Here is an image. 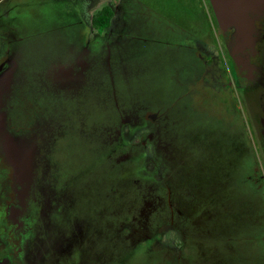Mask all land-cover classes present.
<instances>
[{"label": "flooded vegetation", "instance_id": "1", "mask_svg": "<svg viewBox=\"0 0 264 264\" xmlns=\"http://www.w3.org/2000/svg\"><path fill=\"white\" fill-rule=\"evenodd\" d=\"M51 1L57 4L71 2L77 8L72 22V44L60 50L66 54L62 57L67 59L65 61L50 60L45 63L46 55L35 52L40 57V65L32 66L27 63L18 66L20 78L15 98L6 109L8 126L15 134L33 138L40 153L35 160L32 183L25 194L18 193L13 169L0 155V264H111L114 260L111 246L117 240L127 246L129 251L139 250L145 255L149 253L150 245L155 240L154 245H160L161 248L165 246L162 244V240L166 238L164 231L152 240L147 235L146 228L135 217L129 224H116L111 217L103 218L105 212L113 211L114 208L116 210L122 199L118 203L114 191L105 197L90 196L82 189L68 186L65 182H70L69 178L60 172V167L55 166L61 160L48 159L51 143L62 138V134L56 131L58 126L54 121V113H57L54 101L65 103L78 98L88 90L89 79L95 81L98 76L103 77L104 73L112 83L128 79L129 74L124 67L126 65L112 60L115 59L114 52H120L122 43L133 37L138 42L170 46L174 47V51L184 53L181 60L183 71H179L183 80L178 82L177 102L179 101L183 113H190L195 127L203 126V129L208 130V145L197 149L202 154L201 160L206 162L198 168L191 166L185 169V158L176 153L182 173V180L179 178L177 185L184 184L192 196H195L187 199L180 190L177 193L179 195L173 194L176 186L168 183L167 172H163L165 166L162 165V160L165 162L169 159L170 152L167 151L164 126L158 122V111H153L147 105L136 116L124 112V117L115 125L116 136H120L121 142L119 150L138 147L145 151L141 161L158 162L157 169L144 175L158 185V199L161 202L155 200L149 204L142 209L139 217L143 219V224L150 218L157 230L164 226L170 227L177 236L172 241V250L176 251L178 264H190L193 258L190 253L192 235L197 237L195 243H202L203 238L200 240L199 236H209V230L227 235L231 220L226 202L231 187L232 190L238 189L242 200L246 199L247 172L255 188L254 191H249L248 199L255 198L262 205L264 14L255 21L254 46L231 56L232 33L223 32L216 27L212 10L209 9L210 19L203 12L202 6L200 11L205 22L204 32L209 36V41L193 37L189 39L187 34L172 31L161 34L158 32L152 37L129 34L127 28L132 25L129 11L134 3L139 4V0H121L117 4L103 7L102 9L108 8V12L103 15L102 23L95 19L96 13L102 9L89 13L91 0H31L29 5L18 4L15 7L8 5L7 0H0V66L11 57L22 56V60L25 59L24 50L18 45L20 34L16 27L21 26V20L26 15L32 17L35 6ZM195 1L198 3L199 0ZM207 18L209 22L206 23ZM214 30L218 32L215 35ZM186 40L192 44H184ZM104 61L108 64L106 69L101 65ZM59 71L68 73L69 79L60 83L57 79ZM185 90L187 95L183 92ZM164 109L160 107V110ZM193 132L198 134V131ZM194 138L198 139L196 136ZM136 139L137 144L131 143ZM175 140L180 149L186 146L183 140ZM127 159L128 154L125 153V156L113 160V163L120 166L122 163L126 164ZM234 178L236 180L232 185L231 179ZM171 199L175 201L174 204H171ZM197 199L201 203L203 200L209 201L207 206L200 205L201 212H198ZM108 201H111L110 206ZM141 202L143 203L142 200L139 201L138 206ZM220 203L227 209H222ZM163 211H167V215ZM213 217H216L215 220ZM222 220L223 225L220 226L218 222ZM204 223L209 227H202Z\"/></svg>", "mask_w": 264, "mask_h": 264}, {"label": "rangeland", "instance_id": "2", "mask_svg": "<svg viewBox=\"0 0 264 264\" xmlns=\"http://www.w3.org/2000/svg\"><path fill=\"white\" fill-rule=\"evenodd\" d=\"M30 1L7 0V4L15 7L18 4L29 5ZM120 1L91 0L89 13ZM138 3H134L129 11L128 16L132 22L127 28L129 34L152 37L158 32L161 34L172 31L176 34H187L190 36L189 39L193 37V39L209 41V36L204 32L205 22L200 11V6H203V12H206L211 19L205 0L203 5H198L195 0H139ZM74 6L71 2L57 4L51 1L42 6H35L32 17L25 14L21 26L16 27L20 34L18 45L25 53V61L22 64L40 65V57L35 52H43L46 55L45 63L50 60L54 62L67 60L62 58L66 54L61 53L60 50L72 44L70 38L73 31V15L77 10ZM207 22H209L208 18ZM216 33L218 32L214 30L213 34ZM187 43L192 44L188 40L184 41V44ZM113 56L115 59L112 61L117 60L126 65L124 67L129 74L128 79L116 80L112 83L104 73L102 75L104 78L98 76L95 81L89 79L88 90L78 98L70 99L65 103L54 101L53 106L57 112L54 113V121L58 126L54 129L62 134V138L51 143L48 159L61 160L60 164L55 163V166L60 167V172L69 178L70 182H65L68 186L82 189L90 196L105 197L114 191L118 203L122 199L121 205L116 210L114 208L113 211L105 212L103 218L111 217L115 219L116 224H129L135 217L141 226L146 228V233L152 240L164 231L166 238L162 240V244L165 246L161 248L160 245H154L155 240L150 245L149 253L146 254L148 257L139 250L129 251L127 246L117 240L118 242L111 246L114 253L111 264H178L175 258L176 251L172 250V241L176 240L177 236L171 228L164 226L157 230L150 218L143 224V219L139 217L142 215V209L159 200L158 185L144 175L156 168L158 162L141 161L144 159L145 151L139 150L138 147L119 150L121 142H119L120 136H116L115 125L124 117V112L136 116L147 105H150L153 111H158L160 115L158 122L164 126L167 151L170 152L169 159L165 162L162 160L164 162L162 165L165 166L163 172H167L168 183L176 186L173 194L179 195L177 193L180 190L187 199L195 197L184 184L177 185L179 178L182 180V173L180 161L176 160V156L179 153L185 158V169L191 166L198 168L206 160H201L202 154L200 155L197 149L205 148L210 138L207 128L203 129V126L198 125L195 127L190 113H183L179 101L177 102L178 82L183 80L179 71H183L181 60L184 58V53L174 51V47L170 48V46L138 42L133 37L129 41H124L120 52L117 50ZM101 65L104 69L108 67L105 61ZM193 85L189 84V86ZM182 87L185 88L184 85ZM183 92L185 93L186 90ZM160 107L165 109L160 110ZM193 130L198 131V134H194ZM195 136L198 139L195 140ZM175 138L186 142V146L180 149ZM131 143L137 144L138 140ZM125 153L128 154L126 164L122 163L118 166L113 163V160L125 156ZM127 167L130 168L127 170ZM235 180L236 178L231 179L232 185ZM68 186H65L66 189ZM245 198L242 200L238 189L232 190L231 187L226 202L230 209L231 220L227 235L209 230V236H199L200 240L203 238L202 243L199 241L195 243L197 237L192 235L190 253L193 258L190 264H264V206L255 198L248 199L246 196ZM140 199L143 201L142 206L141 203L138 206ZM108 202L110 206L111 201ZM174 202L171 199V204ZM202 203L197 199L198 209L200 205L207 206L209 201L203 200ZM220 207L227 209L221 203ZM198 212H201L200 209ZM162 213L167 215V211ZM218 224L222 226L223 220ZM207 226L209 227L204 223L202 227Z\"/></svg>", "mask_w": 264, "mask_h": 264}, {"label": "water", "instance_id": "3", "mask_svg": "<svg viewBox=\"0 0 264 264\" xmlns=\"http://www.w3.org/2000/svg\"><path fill=\"white\" fill-rule=\"evenodd\" d=\"M218 28L230 31L233 43L230 55L251 48L255 43V21L264 14V0H208ZM22 56L11 57L0 66V155L13 169L14 184L18 193L25 194L32 183L35 160L40 149L33 138L18 135L8 126L7 105L15 98L19 83L18 66ZM69 74L59 71L60 83L69 79ZM63 85V84H62Z\"/></svg>", "mask_w": 264, "mask_h": 264}, {"label": "trees", "instance_id": "4", "mask_svg": "<svg viewBox=\"0 0 264 264\" xmlns=\"http://www.w3.org/2000/svg\"><path fill=\"white\" fill-rule=\"evenodd\" d=\"M206 1V4L208 5V7H209V9H210V11H211V8H210V5H209V2H208V0H205ZM198 5H203V0H199L198 1ZM203 7V6H202ZM108 12V8H104V9H102L101 11H99V12H97L96 14H97V16L95 17V19H98L99 20V22H101L102 23V20H103V15L105 14V13H107ZM211 13H212V11H211ZM212 16H213V14H212ZM214 19V18H213ZM101 20V21H100ZM214 22H215V19H214ZM215 25H216V22H215ZM216 27H217V25H216ZM218 29V28H217ZM245 180H246V197L248 198V195L250 194V190L251 191H254V185L252 184V180H251V178H249V173L247 172L246 173V177H245ZM260 200H261V203H262V205H264V194H263V192L261 191L260 192Z\"/></svg>", "mask_w": 264, "mask_h": 264}]
</instances>
